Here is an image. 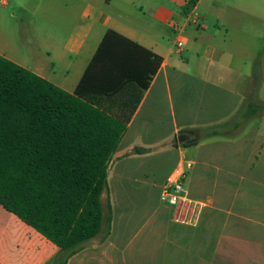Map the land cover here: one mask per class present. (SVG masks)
<instances>
[{
    "label": "crops",
    "instance_id": "obj_1",
    "mask_svg": "<svg viewBox=\"0 0 264 264\" xmlns=\"http://www.w3.org/2000/svg\"><path fill=\"white\" fill-rule=\"evenodd\" d=\"M248 17L264 22V0H0V55L70 94L110 30L159 56L161 66L110 166L127 156L158 157L164 168L160 194L168 174L189 164L186 188L192 199L253 211V219L264 221V171L253 173L264 156V126L244 117L258 115L253 104L264 103L248 46L253 31L243 26ZM137 97L138 89L128 84L102 102L112 113L128 114ZM167 119L173 138L181 130H196L203 140L181 148L172 139L161 153L131 155L136 147L156 148L161 139L155 131ZM117 177L115 170L109 174L112 181ZM110 200L111 236L84 243L67 264H122V259L125 264V229L115 213L117 197ZM151 236L163 238L164 215ZM59 253L52 241L0 204V264H54Z\"/></svg>",
    "mask_w": 264,
    "mask_h": 264
},
{
    "label": "trees",
    "instance_id": "obj_2",
    "mask_svg": "<svg viewBox=\"0 0 264 264\" xmlns=\"http://www.w3.org/2000/svg\"><path fill=\"white\" fill-rule=\"evenodd\" d=\"M161 63L110 30L70 94L0 55V204L60 248L54 264H67L84 243L111 236L110 162ZM128 84L138 89L133 110H107L102 100ZM173 142L177 147L176 136ZM154 149L136 147L131 155Z\"/></svg>",
    "mask_w": 264,
    "mask_h": 264
},
{
    "label": "rangeland",
    "instance_id": "obj_3",
    "mask_svg": "<svg viewBox=\"0 0 264 264\" xmlns=\"http://www.w3.org/2000/svg\"><path fill=\"white\" fill-rule=\"evenodd\" d=\"M243 20V26L253 31L248 46L255 57L257 93L264 96V22L251 17ZM215 24L210 22L209 28L214 29ZM259 103L263 106L255 120L264 126V103ZM170 128L167 119L163 128L155 131L161 140L151 155L167 148L164 146L173 139ZM260 162L253 170L256 175L264 171V156ZM160 165L156 156L141 160H129L127 156L110 166L109 174L114 170L118 174L114 181L108 177V189L117 197L115 213L120 229H125V264H264L263 219H253V211L222 209L216 203L178 208L163 204L157 186L164 169ZM106 200L104 196V203ZM160 213L164 215V236L152 238L151 230ZM255 221L260 223L253 224Z\"/></svg>",
    "mask_w": 264,
    "mask_h": 264
},
{
    "label": "built area",
    "instance_id": "obj_4",
    "mask_svg": "<svg viewBox=\"0 0 264 264\" xmlns=\"http://www.w3.org/2000/svg\"><path fill=\"white\" fill-rule=\"evenodd\" d=\"M177 45L178 47H182V41H178ZM189 167V164H179L169 173L159 195V199L163 204L171 208L192 204L204 205L192 199L188 194L186 184L188 177L187 169Z\"/></svg>",
    "mask_w": 264,
    "mask_h": 264
},
{
    "label": "water",
    "instance_id": "obj_5",
    "mask_svg": "<svg viewBox=\"0 0 264 264\" xmlns=\"http://www.w3.org/2000/svg\"><path fill=\"white\" fill-rule=\"evenodd\" d=\"M178 146L184 148L198 142L201 135L196 130H181L176 135Z\"/></svg>",
    "mask_w": 264,
    "mask_h": 264
}]
</instances>
